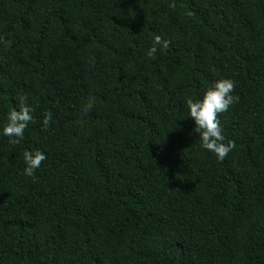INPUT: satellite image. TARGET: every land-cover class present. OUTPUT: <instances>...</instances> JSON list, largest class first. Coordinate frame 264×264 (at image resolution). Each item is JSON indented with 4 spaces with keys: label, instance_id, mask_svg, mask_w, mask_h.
Listing matches in <instances>:
<instances>
[{
    "label": "trees",
    "instance_id": "16d2710c",
    "mask_svg": "<svg viewBox=\"0 0 264 264\" xmlns=\"http://www.w3.org/2000/svg\"><path fill=\"white\" fill-rule=\"evenodd\" d=\"M154 35L169 47L148 58ZM220 78L223 160L184 103ZM20 97L0 264H264V0H0V126Z\"/></svg>",
    "mask_w": 264,
    "mask_h": 264
},
{
    "label": "clouds",
    "instance_id": "9594fccd",
    "mask_svg": "<svg viewBox=\"0 0 264 264\" xmlns=\"http://www.w3.org/2000/svg\"><path fill=\"white\" fill-rule=\"evenodd\" d=\"M169 40L160 35L152 37L151 46L145 56L154 58L157 48L161 51L168 49ZM235 87L231 78H220L207 87L197 99L191 97L185 100L187 117L194 122L193 132L199 137L200 147L215 155L217 160H223L234 148V142L227 140L223 134L218 114L225 112L235 102L233 95ZM92 107L89 101L82 113L86 114ZM51 120V113L45 111L41 119V128L47 130ZM34 121L33 108L25 102L24 97L18 98V107L7 113L5 123L0 126V135L7 137L10 144H18L23 137L24 130ZM46 159L45 152L35 148L23 153V175L33 177L42 161Z\"/></svg>",
    "mask_w": 264,
    "mask_h": 264
}]
</instances>
